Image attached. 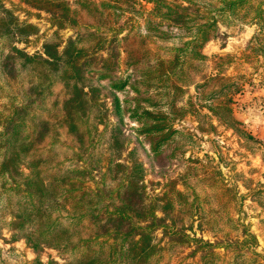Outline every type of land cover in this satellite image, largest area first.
<instances>
[{"label":"trees","instance_id":"obj_1","mask_svg":"<svg viewBox=\"0 0 264 264\" xmlns=\"http://www.w3.org/2000/svg\"><path fill=\"white\" fill-rule=\"evenodd\" d=\"M21 2L49 15L55 31L41 54L26 53L16 44L37 28L0 2V238L8 231L10 243L22 240L35 254L30 264H165L176 248H192L190 256L207 264H218L217 249L232 264H264L246 230L214 243L191 237L195 222L220 233L221 213L229 214L236 195L218 173L199 171L198 159L186 157L194 137L175 128L188 115L181 104L194 87L211 115L239 132L231 108L238 85L227 74L236 59L202 50L219 22L254 26L263 40L255 37L242 60L262 73L264 0ZM62 29L72 32L66 42ZM127 91L132 96L121 101ZM128 120L153 157L188 166L173 198L146 202L144 149L128 147ZM203 183L214 188L210 205L200 204ZM157 231L163 245L154 242ZM45 249L62 262H42ZM0 264H15L1 248Z\"/></svg>","mask_w":264,"mask_h":264},{"label":"rangeland","instance_id":"obj_2","mask_svg":"<svg viewBox=\"0 0 264 264\" xmlns=\"http://www.w3.org/2000/svg\"><path fill=\"white\" fill-rule=\"evenodd\" d=\"M0 2L18 18L20 23L31 24L38 30L36 35L29 37L25 42L17 43V48L30 55L41 54L44 40L55 31L49 15L28 7L21 0H0ZM138 21L139 31L145 33L143 19L139 18ZM161 29L171 32L172 35L178 34L175 29L167 28L165 24H162ZM59 35L63 42H66L72 36V32L62 29L59 30ZM255 37L263 40L254 26H226L219 22L216 36L206 43L202 50L207 57L228 55L236 59L227 70V74L231 81L238 85L237 92L232 96L231 108L232 117L240 123L237 125L239 132L227 128L217 117L211 115L205 108L209 103L202 100L199 91L194 87L189 89L181 104L186 107L188 115L175 128L185 129L194 137L195 146L186 153V157L191 154L198 159L199 171L208 173L212 171L216 179L220 175L231 191L230 194L233 195L234 192L236 195L228 207L229 214L221 213L220 223L225 227L220 233L212 232L215 228L200 230L195 222L191 237L214 243L221 241L223 234L232 237L235 228L240 233L246 230L247 234L254 235L256 239V244L250 249L259 253L264 259V68L260 73L259 69L253 70L242 60L243 54L248 53L255 45ZM119 75L127 78L130 70L121 64ZM131 96L128 91L118 94L121 101ZM106 103L107 107H110L108 100ZM111 121L110 117L104 122L111 123ZM126 123L127 133L131 138L128 147L137 145L144 149L140 153L146 169L143 181L146 202L162 197L164 193H169L168 196L173 198L172 189L183 190L177 179L188 166H180L174 161L164 162L153 157L148 153L147 142L134 132L138 126L130 120ZM99 129L101 130L102 127ZM88 185L92 187L93 183L89 182ZM199 191L201 205L215 202L211 198L214 188L209 189L207 184L203 183L198 188ZM238 232L236 237L240 235ZM154 242L164 244L165 239L160 231L155 233ZM0 248L7 259L14 261L15 264H30L35 259L33 251L22 240L10 243L8 231L2 233ZM191 250L192 248H176L170 251L165 264H207L206 260L199 259L198 254L190 256ZM216 252L221 256L218 264H232L230 254L222 249H217ZM40 257L44 263L49 259L62 262L56 252L50 249L43 250Z\"/></svg>","mask_w":264,"mask_h":264}]
</instances>
